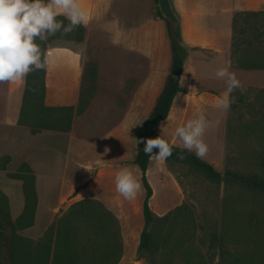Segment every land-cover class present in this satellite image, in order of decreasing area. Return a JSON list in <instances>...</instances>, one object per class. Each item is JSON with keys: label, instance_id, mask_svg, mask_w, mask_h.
I'll return each instance as SVG.
<instances>
[{"label": "rangeland", "instance_id": "374dc122", "mask_svg": "<svg viewBox=\"0 0 264 264\" xmlns=\"http://www.w3.org/2000/svg\"><path fill=\"white\" fill-rule=\"evenodd\" d=\"M120 6V0H101L94 21L85 25L83 42L55 39L48 45L67 48L58 56L56 51L51 52L52 70H74V59L79 56L76 52L82 54L83 66L87 61L98 63L94 92L75 121L77 135L71 142V164L79 147L90 148L86 157L93 152L107 160L110 157L114 165L118 153L135 158L137 133L153 111L171 70L172 38L167 22L150 27L151 36L135 35L125 40L122 31L127 26L123 23L132 21L127 16L123 19ZM155 8L154 2V14ZM137 24L142 25V21L138 19ZM192 65L184 60L182 87L189 86ZM231 71L240 79L243 90L231 93L227 110L218 108V98L211 94L220 96L223 82L201 79L203 84L199 86L210 94L203 96L201 89H194L196 95L178 93L167 119L155 129L172 144L182 146L174 135L175 128L204 114L209 123L203 136L207 152L202 158L221 172L233 170L264 178V70ZM196 72L214 75V70H205L203 63ZM86 78L89 82L88 74ZM93 98L96 100L87 111ZM84 137L89 140L82 141ZM131 170L142 186L137 195L140 210L132 202L112 206L121 217L125 264H264L263 190L225 180L213 182L188 167L177 165L173 172L164 159L157 160L154 155L146 172L153 189L149 205L160 217L169 215L153 227L157 248L138 253L145 224L146 188L139 166L132 164Z\"/></svg>", "mask_w": 264, "mask_h": 264}, {"label": "crops", "instance_id": "0c3cea01", "mask_svg": "<svg viewBox=\"0 0 264 264\" xmlns=\"http://www.w3.org/2000/svg\"><path fill=\"white\" fill-rule=\"evenodd\" d=\"M80 2L92 23L101 0ZM154 2L155 14L152 13ZM172 3L180 19L181 37L186 49L185 62L189 60L193 63L189 69L193 71L187 77L189 86L183 87L188 91L181 94H195L194 89H201L206 97L209 91L199 86V83L203 84L201 79L221 81L223 86L225 82L208 72L202 75L196 70H200L201 63L205 70H215L221 65L229 66L230 70H245L232 66L233 17L241 11H263L264 0H172ZM120 4L123 19L126 20L127 16L132 21L129 24L123 23L127 26L122 31L125 40L135 35L151 36L150 27L166 23L163 15L158 13V0H120ZM138 19L142 21V25L137 24ZM132 40L130 42L133 43ZM64 50H67L64 46L47 48V51H56L54 54L57 56ZM74 54L79 55L74 59V70L59 67L52 70L51 63L47 66L46 105L77 106L83 65L82 54ZM184 70L183 68V72ZM223 86L219 89L220 93L224 91ZM25 87L26 76L19 83L0 82V158L10 157L6 168L0 169V188L9 198L13 220H17L25 209L26 198L23 181L10 174L16 172L23 162L31 167L35 175L37 204L33 223L19 230L28 239L26 263L32 262L34 253H49L51 263L55 254L56 237L60 231L57 264H125L126 243L121 229V217L112 206L132 202L136 210L140 208L137 204L138 197L128 200L116 191L114 178L119 169H131L132 164L137 165L134 163L137 155L127 159L125 155L118 153L114 165L110 157L107 160L93 152L86 157L90 148L79 147L71 164V142L77 135L75 121L81 115L75 113L69 131L42 129L32 133L29 126L19 123ZM213 90L216 91L215 88ZM211 94L220 97L214 92ZM95 100L93 98L87 111ZM87 140L88 137L82 139ZM82 201L88 203L77 205ZM96 202L101 203V207L96 206ZM114 218L118 228H115Z\"/></svg>", "mask_w": 264, "mask_h": 264}, {"label": "trees", "instance_id": "16d2710c", "mask_svg": "<svg viewBox=\"0 0 264 264\" xmlns=\"http://www.w3.org/2000/svg\"><path fill=\"white\" fill-rule=\"evenodd\" d=\"M158 13L162 16L160 10H158ZM58 19L62 20L64 24L68 23L64 17H58ZM166 22L172 38L173 61L171 70L166 77L162 90L157 96L153 111L144 120L137 133L138 154L134 163H136L142 171L141 178L146 188V195L143 202L145 224L140 235V243L138 246V253L140 254L157 248L153 240V227L157 221L164 220L169 215V213H167L160 217L149 205V200L153 195V189L146 176L150 158L149 155L145 154L143 151L144 142L148 138L159 135L166 139L156 131L155 126L159 122L167 119L176 95L186 91L180 85L186 53L174 40L170 25L167 20ZM85 32V25L77 26L69 33L58 31L55 35L49 36L47 40L40 41L41 49L42 51L47 50L49 43L55 39L82 42L85 39ZM231 61L232 66L237 69H264V10L241 11L234 15ZM97 68L98 63L95 61H87L84 63L79 102L76 107L74 105H46V69L29 72L26 75V87L19 123L29 126L32 133H37L42 129L71 130L75 113L78 114L85 111L90 102L89 97L94 92L93 89L95 86L94 82L97 75ZM87 74L89 75V82L86 81ZM262 93L264 94V92ZM166 140L169 142L168 139ZM169 144L172 146V154L165 159V162L168 168L173 172L174 166L188 167L213 182L225 180L229 183H238L239 185H245L250 188L264 191V178L258 175L251 176L233 170L221 172L217 170L212 163L202 157L198 158L194 152H189L184 149L183 146L171 144L170 142ZM153 151L156 152L158 150L154 149ZM9 161V156L1 157L0 169H5ZM10 176L19 178L23 181L26 204L22 215L17 220H13L10 212L9 198L0 188V264H27L26 247L28 239L22 236L19 230L33 223L37 204L35 175L31 167L26 162H23L19 169L11 173ZM86 203H88V201L79 202L77 205H84ZM96 203V206L101 207V203ZM114 222L116 224L115 228H118L115 218ZM103 235L105 236V234ZM60 236V231H58L55 241V254L51 263L49 253L48 255L44 253H34L32 262L28 264H57V249L61 239ZM64 240L65 239H63V242Z\"/></svg>", "mask_w": 264, "mask_h": 264}, {"label": "clouds", "instance_id": "9594fccd", "mask_svg": "<svg viewBox=\"0 0 264 264\" xmlns=\"http://www.w3.org/2000/svg\"><path fill=\"white\" fill-rule=\"evenodd\" d=\"M58 17H64V24ZM89 14L80 0H0V82H22L32 71L46 69L51 62V52L41 49L40 41L58 31L71 32L75 27L87 25ZM214 75L225 82V89L216 101L218 108L227 110L231 93L243 90V85L229 66L215 68ZM208 121L204 114L189 119L175 128L174 135L189 152L203 157L207 145L203 140ZM158 151L154 152L153 150ZM143 151L151 159H166L172 154V146L160 135L148 138ZM115 188L125 199L133 200L141 191V183L127 167L115 174Z\"/></svg>", "mask_w": 264, "mask_h": 264}, {"label": "water", "instance_id": "95a60500", "mask_svg": "<svg viewBox=\"0 0 264 264\" xmlns=\"http://www.w3.org/2000/svg\"><path fill=\"white\" fill-rule=\"evenodd\" d=\"M158 5L163 17L168 21L170 25L174 40L180 48L185 49L181 37L179 15L173 6L172 0H158Z\"/></svg>", "mask_w": 264, "mask_h": 264}]
</instances>
